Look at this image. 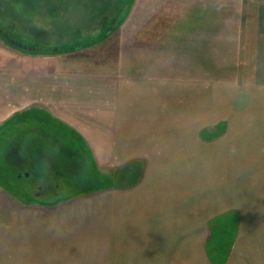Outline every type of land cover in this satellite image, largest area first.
<instances>
[{"label": "crops", "instance_id": "1", "mask_svg": "<svg viewBox=\"0 0 264 264\" xmlns=\"http://www.w3.org/2000/svg\"><path fill=\"white\" fill-rule=\"evenodd\" d=\"M252 8L250 95H242L250 108L240 103L237 84H208L199 65L192 77L189 64L176 65L167 49L152 59H128L122 45H108L95 58L89 52L100 43L48 54L0 43V126L11 127L0 139H24L20 177L29 190L55 195L64 187L60 159L74 174L73 167L85 162L80 150H88L102 172L133 177L77 194V202L30 205L38 214L22 243L32 259L215 264L208 244L231 219L222 221L220 233L214 222L233 214L235 235L221 264H264V5ZM176 67L187 70L176 74ZM221 131L223 137L210 141ZM29 138L54 173L31 175Z\"/></svg>", "mask_w": 264, "mask_h": 264}, {"label": "rangeland", "instance_id": "2", "mask_svg": "<svg viewBox=\"0 0 264 264\" xmlns=\"http://www.w3.org/2000/svg\"><path fill=\"white\" fill-rule=\"evenodd\" d=\"M43 1H53L52 4H54V0ZM59 1L61 3L66 0ZM75 1L81 5V3L88 0ZM107 1L109 3L106 5L108 8H106L112 10V16L115 9L111 8V0ZM126 1L125 5V2H121V5H118V8L116 7L117 11L113 15V19L116 20L119 17L120 19L118 22L112 23V29H107V33L104 35H101L103 32L99 34L97 32L88 36V39H84L80 36L79 31L71 30L68 27L63 29L64 23L62 22L65 20V15L59 14L56 17L57 10H54V8L53 10L47 9L48 16L45 18L46 21L43 20V23L50 20L52 24L59 26L60 30L55 28L44 30L42 18L37 14L40 1L16 0L15 8L16 5L21 3L24 4V10L32 7L34 11L30 9V12H36L35 17L29 16L30 24H28L31 27L27 34L30 32L32 34L30 35L32 36L31 39H34L37 43L30 40V37H25L23 32L17 35V38L24 40L21 42L24 43L25 48L39 49L45 52L68 46L80 47L79 45L86 42V40L91 41L99 37L90 45L100 43L99 48L96 46L92 48L94 51L91 49L89 52L95 58H102V54H105L109 49L108 45L113 47L122 45L125 58L128 59H152L162 50L167 49L171 56H174L176 65L177 62L184 63L183 60L189 64H187L189 66L188 72L192 74V77L194 76V70L198 69L199 65L201 71H204V69L206 71L208 84L212 81H222L224 84H233V86L237 84L239 95H241L240 103L244 107L250 108V100L246 102L242 96L250 95V60H247V50L250 49V31H247V29L250 27V8L264 5V0ZM252 9L255 10L256 8ZM20 12L22 11L20 10ZM74 17L78 18L76 15ZM91 17L89 15L88 19ZM88 19L79 27L89 29L94 25L92 24L93 20ZM120 23H122L121 26ZM69 26L71 28L75 27L74 25ZM64 30L76 34L78 42L70 45L52 44L56 39L51 33L64 32ZM110 33L111 35L106 39ZM56 41L58 42V40ZM17 48H14V50L20 51ZM136 48H138V51H135ZM43 52L41 53L46 54ZM111 58L118 59L117 56ZM179 70L184 71L187 69L176 67V74ZM10 128L7 126V122L1 125L0 136L7 133ZM216 135L210 141L220 139L225 133L221 131L217 132ZM10 139L8 134L0 139V264H49V261L32 259L22 243L24 229L28 234L32 217L38 214V210H32L29 206L57 202L71 203L74 199L77 202V194L94 193V191L110 186L128 184L133 177L129 172H126L127 176L121 180L119 174L115 172L117 169L112 170V172L109 169H104V172H102L93 162L88 150L87 154L86 151L80 150L85 162L73 167L74 174L64 171L66 167L64 157L60 159V164L57 165V169L62 172L57 175L61 180L59 183L62 184L64 181V187L60 186L61 189L53 196L51 194L54 193L51 192H55V190L51 189L40 190L42 195H39L35 192L37 191L36 187L30 191L29 182L23 176L20 177L22 173V161L20 159L24 156H21L19 152L24 148V139L13 142ZM25 141L27 142L25 146H30V148H26L27 154L25 156L29 163L35 167V172L31 175L36 174L39 177H47L49 173H54L50 172L49 167L42 163L40 158L36 157V151L40 149L35 147V139L29 138ZM243 173L247 174L246 172ZM70 174H73L71 175L72 179L69 178ZM42 182L43 180L39 179L38 183ZM234 189L236 188L234 187ZM32 191L33 195L31 194ZM54 198L60 200L51 201ZM248 198H250V195ZM240 204H244L241 199ZM244 206L246 205L244 204ZM247 214L250 218V211ZM227 219L231 220L224 225L223 233L217 235L208 244V249L215 264H221L225 259L235 235L234 229H232L235 221L233 214L218 217L214 222L217 225L216 230L220 233L219 225Z\"/></svg>", "mask_w": 264, "mask_h": 264}, {"label": "flooded vegetation", "instance_id": "3", "mask_svg": "<svg viewBox=\"0 0 264 264\" xmlns=\"http://www.w3.org/2000/svg\"><path fill=\"white\" fill-rule=\"evenodd\" d=\"M15 1L16 0H0V43H2L4 46L12 47H21L23 49H27L24 46V43L21 41H24L23 39L17 38V35L21 34V32L24 33L25 37H30V40H33L34 43H37L34 39H31L32 35L28 31L31 27L30 24V9L24 10V4L19 3L16 5L15 8ZM53 1H43L40 0L39 9H40V17L45 20L47 15V9L48 10H57V14H55L56 17L59 16V14L65 15V20L62 22L64 23V28L66 27L70 28L71 30H76L80 32V36L84 37V39H88V36L92 34H96L98 32H106L107 29L113 28L112 23L113 21V15L108 14L107 12L110 11V8L106 6L109 2L107 0H88L87 2L78 3L75 0H66L62 1L60 3L59 0H54V4H52ZM107 7V8H106ZM117 7L116 4L111 3V8L115 9ZM22 12H20V10ZM27 9V8H26ZM107 10V11H106ZM81 12V13H79ZM54 13H56L54 11ZM79 13V14H78ZM99 20L96 26V22H94V25L89 27V29L86 28H80L79 26L82 23H85V21L88 19L89 15L93 16L95 15ZM76 15L78 18H73V16ZM85 15V16H84ZM73 18V19H72ZM93 17L89 18L91 20H94ZM41 19V20H42ZM88 19V20H89ZM46 21V20H45ZM75 21L74 23H71ZM29 23V24H28ZM68 25V26H67ZM69 25H74V28H71ZM42 27L43 29L48 28H55L59 29V26H56V24H52V22L47 21L43 23L42 20ZM60 30V29H59ZM74 32V31H73ZM56 40H61L64 45H70L73 43L78 42L76 40L77 36L76 34H73L72 32H68L67 30L64 32H55L51 33ZM23 38V37H22ZM20 40V41H19ZM57 42V43H58ZM30 43V42H29ZM32 44V43H30ZM50 47L52 46L49 45ZM54 46V45H53Z\"/></svg>", "mask_w": 264, "mask_h": 264}, {"label": "trees", "instance_id": "4", "mask_svg": "<svg viewBox=\"0 0 264 264\" xmlns=\"http://www.w3.org/2000/svg\"><path fill=\"white\" fill-rule=\"evenodd\" d=\"M38 1H40V0H38ZM111 2L114 3V4H116V5L118 6V5H121V2H122V3L125 2V3H124V5H125L127 1H126V0H117V1H116V0H111ZM30 9L32 10L33 8L30 7ZM32 11H34V10H32ZM106 11H107V10H106ZM111 12H112V10L108 11L107 13H108V14H111ZM31 13H32V15H30V16L35 17V13H36V12H31ZM115 13H116V12H114V10H113L112 15H114ZM37 14H38V15L41 14V13H40V9L37 10ZM92 17H93V18L95 17L94 20H93V23H92V24H94V22H95V21L97 22V20H98L97 17H96V13H95V15L93 14ZM93 18H92V19H93ZM119 19H120V17H119L118 19H116V20H115V19H113V20H115V22H118ZM42 20H44V19H42ZM98 38H99V37H98ZM98 38L93 39V40H91V41L86 40V42H83V43H82L81 45H79V46H80V47H88V46H90V45L92 44L93 41H96ZM93 43H94V42H93ZM14 48H16V46H14ZM17 49H19V50L22 51V52H28V50H29V49H23V48H21V47H18ZM41 52H43V51H41ZM41 52H40V53H41ZM35 53H36V52H35ZM43 53H46V54H47V52H43Z\"/></svg>", "mask_w": 264, "mask_h": 264}]
</instances>
